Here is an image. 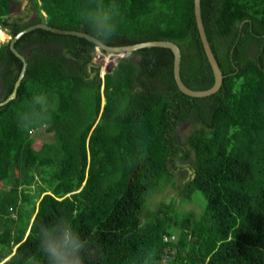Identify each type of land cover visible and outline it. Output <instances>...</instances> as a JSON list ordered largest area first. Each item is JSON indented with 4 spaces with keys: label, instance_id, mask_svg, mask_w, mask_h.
I'll use <instances>...</instances> for the list:
<instances>
[{
    "label": "trees",
    "instance_id": "obj_1",
    "mask_svg": "<svg viewBox=\"0 0 264 264\" xmlns=\"http://www.w3.org/2000/svg\"><path fill=\"white\" fill-rule=\"evenodd\" d=\"M19 1L0 0L6 35L45 22L95 36L80 19L89 0H24L11 14ZM114 2L118 28L104 43L172 40L182 82L211 85L192 0ZM199 7L223 79L202 97L176 88L166 47L136 49L100 77L83 37L35 27L14 41L27 64L14 97L0 104L2 264H48L36 226L58 219L86 240L83 264H264V0ZM20 65L0 42V99ZM37 95L46 97L42 119L22 128L18 114ZM183 121L189 128L176 137ZM38 130L50 139L36 140ZM178 162L188 178L152 206L158 185L174 184ZM192 190L204 200L198 215L175 208Z\"/></svg>",
    "mask_w": 264,
    "mask_h": 264
},
{
    "label": "clouds",
    "instance_id": "obj_2",
    "mask_svg": "<svg viewBox=\"0 0 264 264\" xmlns=\"http://www.w3.org/2000/svg\"><path fill=\"white\" fill-rule=\"evenodd\" d=\"M119 16V5L114 0H89L80 13L82 23L101 42L110 40L116 34ZM45 103L46 97L34 96L30 107L18 114L20 126L28 128L39 123ZM36 228L38 246L48 264H83L82 256L88 245L70 221L58 219L51 225L39 224Z\"/></svg>",
    "mask_w": 264,
    "mask_h": 264
},
{
    "label": "water",
    "instance_id": "obj_3",
    "mask_svg": "<svg viewBox=\"0 0 264 264\" xmlns=\"http://www.w3.org/2000/svg\"><path fill=\"white\" fill-rule=\"evenodd\" d=\"M192 12H193V18H194V23L196 27V31L201 43L202 50L204 52V55L206 57V60L210 66L211 73H212V83L210 86L207 88L203 89H192L186 86L182 80L180 79L179 76V62H180V49L178 45L173 42L172 40L169 39H151V40H144L136 43H129V44H121V45H112V44H106L104 42H101L100 40L97 39L94 35H92L89 32L79 30V29H65V28H59L55 26H50L46 24L45 22H35L29 25L24 26L21 28L19 31L14 33L13 35H9L7 39V44L9 50L20 60L21 65L20 69L13 81L12 88L10 92L3 98L0 99V104L9 100L10 98H13L15 95L16 87L19 84L20 79L22 78L25 70V57L24 55L19 52L14 46L13 43L14 41L24 32L35 28L39 27L45 30H49L52 32H57L61 34H71L79 37H83L88 41H91L93 43L92 51L97 49L99 51H103L106 53L115 54L116 58L118 59L119 57L129 55L132 51L143 48V47H150V46H159V47H166L168 48L171 53H172V66H171V72H172V78L174 81V84L176 88L182 92L183 94L189 95V96H194V97H202L209 95L213 92H215L222 81V74L219 69V66L213 56V53L210 49V46L208 44V41L206 39L202 21H201V15H200V7H199V0H192ZM115 60V63L117 61ZM90 65H92L90 63ZM112 66L109 67V69H106V71H102L100 75L102 76L104 72H109L111 70ZM13 250V249H12ZM4 258L3 260H5ZM2 260V261H3ZM2 261L0 264H2Z\"/></svg>",
    "mask_w": 264,
    "mask_h": 264
},
{
    "label": "rangeland",
    "instance_id": "obj_4",
    "mask_svg": "<svg viewBox=\"0 0 264 264\" xmlns=\"http://www.w3.org/2000/svg\"><path fill=\"white\" fill-rule=\"evenodd\" d=\"M24 0L19 1L18 3H13L10 6V10H11V14H15L17 12H20L23 8L24 5ZM6 34V33H5ZM8 34L7 36H5L4 40L2 41H6L8 39ZM116 56L115 54H110V53H106L103 51H99L97 49L92 51V57H91V64H93L94 66L96 65L99 71V76L101 77L100 73L102 71H106V69H109V67H113V65L115 64V60H116ZM189 125L186 121H183L179 124L176 125L175 131H174V135L177 137L179 136H183L184 133L188 130ZM33 136L35 137L36 140H49L50 136L49 134L42 132L40 130L38 131H33ZM183 163H186L183 161ZM181 162H178V164L180 165L179 168H177L176 170H174V174L172 175V181L174 182V184H163L158 185V187L156 188L155 193L152 195L151 198V205H156V203L160 200L162 201H168V199H170L171 197H174L176 195V189H178L181 185V183L188 178V175L190 173L188 166H186L185 164H183ZM160 190V191H159ZM190 198L193 199L191 202H183V201H179L178 199H175V201H177L179 203L178 207H175L177 209H187L190 208L194 211H198L197 214L198 215L200 213V211L202 210V206H203V197L201 196L200 192L198 190H192L190 193ZM180 213H186V212H180ZM175 233H172V236H174Z\"/></svg>",
    "mask_w": 264,
    "mask_h": 264
},
{
    "label": "bare ground",
    "instance_id": "obj_5",
    "mask_svg": "<svg viewBox=\"0 0 264 264\" xmlns=\"http://www.w3.org/2000/svg\"><path fill=\"white\" fill-rule=\"evenodd\" d=\"M26 34V33H25ZM5 36H7L6 34H5V32H3V31H0V41L1 40H4V38H5ZM21 37V36H20ZM17 41V40H16ZM130 55V54H129ZM27 64V63H26ZM26 71V70H25ZM223 80V79H222ZM17 91V90H16Z\"/></svg>",
    "mask_w": 264,
    "mask_h": 264
}]
</instances>
